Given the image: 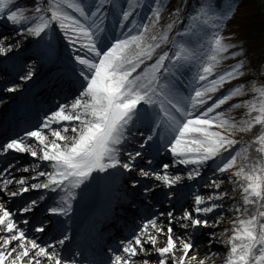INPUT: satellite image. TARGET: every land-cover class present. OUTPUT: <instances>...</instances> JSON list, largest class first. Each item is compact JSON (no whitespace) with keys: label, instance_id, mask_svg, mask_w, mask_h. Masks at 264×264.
Instances as JSON below:
<instances>
[{"label":"snow or ice","instance_id":"obj_1","mask_svg":"<svg viewBox=\"0 0 264 264\" xmlns=\"http://www.w3.org/2000/svg\"><path fill=\"white\" fill-rule=\"evenodd\" d=\"M167 5L168 0H32L22 7L19 0H0V16L16 28V36L34 38L37 63L56 68L54 78L73 97L54 106L22 136L0 144V153H27L51 168L39 170L40 163L33 166L31 171L37 175L32 178L46 179L30 186L63 193L50 208L51 216H67L72 211L76 190L86 186L93 173L132 172L133 162L153 149L166 150L175 164L191 166L188 181L201 178L202 169L212 168L214 178L204 185L214 190L211 194L206 198L194 194L193 205L184 207L179 216L168 211L166 225L147 219L131 238L120 242L108 264H153V256L155 264H205L206 258L215 255L211 245L216 233H208L209 250L199 260L196 240L200 229H215L223 218L229 198V190L221 189L225 179L234 185L231 191L241 195L239 200L231 198L228 211L236 216L217 241L227 247L223 264H264V83L253 79L222 91L248 75L246 50L242 44L235 50L237 44L224 34L240 3L223 0L217 6L215 0H200L190 13L173 8L168 22L161 25ZM8 39L0 36V57L20 47L15 38L5 46ZM62 50L70 54L64 57ZM228 60L236 62L221 67ZM34 68L25 63L20 81H31ZM249 71L264 75V62ZM19 90L18 85L5 88L9 93ZM249 94L250 99L229 104ZM240 109L244 118L237 120L232 113ZM257 126L259 131L250 142L235 138ZM138 133L143 138L139 148L128 151L125 145ZM250 150L257 156L251 157ZM170 166L163 165V174L140 168L139 175L174 189L184 178L170 175ZM11 183L5 178L0 191ZM16 183L21 187L11 197L30 190L23 187L25 179ZM35 207L33 200L22 205L20 212H32ZM216 210L220 211L213 220L209 214ZM16 215L0 203V264H69L55 245L29 238ZM174 221L184 230L178 235L173 232ZM22 223L29 225L27 219ZM34 231L44 233L43 222ZM160 237L166 239L163 247L157 246ZM68 239L64 235L57 243L63 246ZM177 251L182 253L179 257Z\"/></svg>","mask_w":264,"mask_h":264},{"label":"rangeland","instance_id":"obj_2","mask_svg":"<svg viewBox=\"0 0 264 264\" xmlns=\"http://www.w3.org/2000/svg\"><path fill=\"white\" fill-rule=\"evenodd\" d=\"M46 2V0H45ZM240 3L239 11L235 14V18L230 20L225 28L224 34L231 36V42L237 44V49L242 44L244 50H246V68L248 75L241 78V80L233 81L230 85H225L222 91H226L227 88L234 86L237 83L247 84L250 80L256 79L259 83H264V75L259 71H249L250 69L259 68L262 62H264V0H238ZM22 7H26L27 4H31L32 0H19ZM200 3V0H168L167 9L165 10L161 25L166 24L169 20V11L173 8L182 7L184 12H191V8ZM217 6L223 3V0H215ZM26 13L31 15L30 9L26 8ZM183 16V12L181 14ZM187 21H185V24ZM6 24V25H5ZM5 26L10 27V30H5ZM184 24L180 25L183 29ZM14 28L8 22H2L0 20V36H10V32ZM171 35H175V30ZM15 38L19 41L20 47H13V51L8 54L7 57H0V120H4V117L11 114L12 111L16 110L18 107L25 110L28 108V117L30 122L25 121L21 123L15 132L9 134L6 138L0 141L3 144L6 140L16 137L17 134H24L25 129H31L34 125H37L43 120V116L49 112L48 104L54 106L60 103H66V97L68 101L73 98L69 94L68 88L65 86L61 88L59 86V81L54 77L58 75L57 69L48 64L37 63V57L33 55L35 50L34 38L23 39L21 37H12L5 40V46ZM70 54L69 50H62V55L67 57ZM230 63L228 65H223L221 67H227L233 63L235 60H228ZM35 65V75L31 81L22 82L19 77L22 75V66L24 64ZM26 71V68L24 69ZM19 86L20 90L15 93H9L5 91L6 87ZM53 94H57L53 96ZM30 95V97H29ZM251 94L245 97L234 98L230 103H238L241 100L250 99ZM227 108L226 104L223 106ZM48 108V109H47ZM43 112V116L40 113ZM232 115L237 119L244 118V110H235ZM22 116V115H20ZM37 116V120L34 118ZM20 120V119H19ZM21 121V120H20ZM10 125L14 127L18 122ZM7 124L0 125L1 129H6ZM70 129V128H69ZM19 131V132H18ZM259 127L253 129L250 133H237L240 137L237 140L247 143L254 139L255 135L258 133ZM69 134V133H68ZM147 135V133H145ZM143 138L136 135L134 139L130 138V141L125 145L128 151L134 152L139 148V142ZM239 147V145L237 146ZM255 145H253V149ZM254 153V156L252 154ZM250 156L256 157L257 153L254 150H250ZM124 161H127V157H123ZM149 161H152L150 164ZM37 163L41 164L39 170L51 171V169L45 168L46 162H39L31 157L29 154L24 153H14L10 152L7 156L0 153V188H3V180L9 179L12 183L8 186L6 191H0V203L6 204V207L10 208L13 213H16V219L20 223V227L27 233L29 238H35L38 242L42 244H55L57 238L67 235L68 232H64L58 237L51 238V236L56 232L57 226L62 222V218H66L74 214L75 208H78V212L82 209L86 210L90 207L89 200L95 198V193L97 189L101 190L103 201L107 202L109 205L108 210L110 212H121L126 219L133 222L131 225L132 229L123 231V236L117 238L112 242L104 255V261L91 262V261H78L74 259L78 264H108L109 259L114 254L116 250L120 248V242L122 240H127L131 238L133 232L138 231L139 227L146 222L149 218L157 219L158 223L166 225L167 217L166 213L172 211L174 215L179 216L182 213L184 207H191L194 203L193 195L196 193L207 197L214 190L210 188H205V182L208 178H214L212 174V168L202 169V176L195 181H188L187 174L191 170V166L185 167L184 165H178L174 163L173 157L166 150H160L156 152L155 149L148 153L142 155V157L137 158L134 163V170L132 172L124 171L123 169L109 170V172L95 174L93 173V179L87 182V185H82L81 189H77L76 199L72 201V211L67 216H51L50 208L56 206L61 199L63 193L59 195L57 193H51L44 189H31V184L41 183L46 178L36 176V172L31 171V168ZM170 164L168 169L170 175H180L184 179L181 184L177 185L174 189H169L153 178L141 177L139 175V169L144 168L147 171H152L163 174V165ZM29 168L30 171L25 173L22 171L23 168ZM214 167V165H213ZM25 179L27 183L23 187H29L30 190L22 195L11 197L10 193L12 191H18L21 187L16 182L19 179ZM222 179L224 177H221ZM233 184L225 182L221 185V189L229 190V198H226V207L223 210V218L220 224L215 228L200 229L197 236L196 242L201 247L202 244H207L209 241L208 233L215 232L216 237L212 238L213 242L211 245V252L215 253V259L212 264H223L224 256L227 252V247L223 243H218L220 239V232L226 228L230 229L232 227V221L235 219L236 214L234 212H229L228 207L231 206L232 199H240V192L237 190L232 192ZM238 188V185H236ZM146 189H150L146 191ZM88 190V192H87ZM85 194V197H83ZM167 194V195H166ZM170 197V198H169ZM98 199V201L100 200ZM33 200L36 201V207L32 212L21 214L20 209L22 205L31 203ZM94 203V202H93ZM220 210H216V213L209 214V216L214 220L215 215L219 214ZM165 213V215H161ZM56 220L60 221L56 222ZM27 219L29 225H24L22 220ZM41 222L46 228L44 233H37L34 231V226H40ZM183 229H181L178 224L173 222V232L174 235L180 234ZM191 231V229H189ZM231 235V232L228 233ZM63 239V238H62ZM63 246L56 244L55 250L61 254L64 251L66 242ZM166 244V239L160 237L158 239V247H163ZM150 247V246H148ZM206 248V246H205ZM203 250H209V248ZM51 251V250H50ZM226 251V252H225ZM203 254L206 253L202 251ZM225 252V253H224ZM200 253V252H196ZM195 253V254H196ZM192 253H190L191 255ZM68 258L64 255L61 257L71 264L73 257L75 256L73 251L68 253ZM176 256H180V252H176ZM153 264H155V257L153 256Z\"/></svg>","mask_w":264,"mask_h":264},{"label":"bare ground","instance_id":"obj_3","mask_svg":"<svg viewBox=\"0 0 264 264\" xmlns=\"http://www.w3.org/2000/svg\"><path fill=\"white\" fill-rule=\"evenodd\" d=\"M0 20L2 22H7L6 19L3 16H0ZM8 23H10V22H8ZM5 30H10V27L5 26L4 31ZM9 34H10V36H7L8 38L18 37V36H16V32H14L13 30H11V32ZM45 39H47V38H45ZM229 63H230L229 61H224L223 65H228ZM48 106H49L48 107L49 110H52L51 109L52 108L51 105H48ZM53 110H54V108H53ZM42 113L43 112H41L40 115H42ZM21 122H25V121L23 120ZM52 127L55 128V127H58V125L53 124ZM10 131L11 130H7L2 135H0V141L3 139V137L4 138H5V136L7 137V135H9ZM68 133H69L68 134L69 136L72 135L70 129H69ZM45 134H47V130H45ZM238 137H240V136L238 134H236L235 138L237 139ZM29 140H30V142H34V141L31 140V138H29ZM61 143H64V142H61ZM252 156H254V153L252 154ZM47 168L51 169L50 167H47ZM93 222L95 224L94 226H92V223H91L86 229L83 228L82 231H80L79 235H78L79 242H78L77 246L79 248L83 249L84 251H86L85 255H87V256L96 255L98 250H99V247L105 243L106 237H104V236L109 235L113 231L118 233L119 231H117V230L121 227V226L119 227L118 220L115 217L113 218L110 215H108V217L106 219L101 220L100 223H99V221H93ZM69 223H70V220H66L64 224L66 226ZM83 231H84V233H83ZM205 246H206V248H205ZM204 248L207 249V248H209V246H207V244H202L201 247L198 248L197 251L200 252L199 254L196 253L198 260L201 259V258H205L203 256V252L202 251L207 252L208 249L207 250H203ZM181 254L182 253L180 252V255ZM214 257L215 256L212 255L209 258H206L205 264H212L214 259H215Z\"/></svg>","mask_w":264,"mask_h":264}]
</instances>
